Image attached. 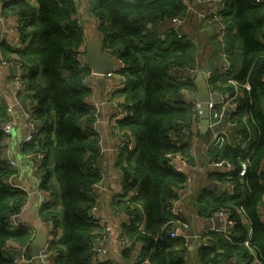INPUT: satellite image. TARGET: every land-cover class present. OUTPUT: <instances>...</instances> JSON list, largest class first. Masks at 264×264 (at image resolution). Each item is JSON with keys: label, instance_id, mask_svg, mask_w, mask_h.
<instances>
[{"label": "trees", "instance_id": "16d2710c", "mask_svg": "<svg viewBox=\"0 0 264 264\" xmlns=\"http://www.w3.org/2000/svg\"><path fill=\"white\" fill-rule=\"evenodd\" d=\"M223 2L224 7L215 15L206 16L215 28L219 21L224 26L217 27L208 42L213 55L224 51L229 66L225 72H212L207 84L212 91L227 93L236 103L227 115L226 130L231 139L237 138L236 143L248 138L250 145L243 149L239 143L233 146L225 141L205 152V158H224L232 163L235 191L227 194L208 185L202 187L192 203L195 216L203 219L224 209L233 224L227 231L229 239L212 233L209 245H197L195 250L200 264H226L232 258L238 259L237 264H252L251 248L264 264V0ZM187 5L185 0H89L87 9L99 21L102 52L123 63L117 72L125 76L124 86L114 97L122 98L121 106L129 114L115 124L134 140L135 147L130 149L126 144L121 149L119 165L126 189L136 188L137 192L126 202L131 222L119 238L128 242L124 246L128 250L135 242H142L139 258L146 262L141 264H188L191 254L184 239L168 234L170 199L177 197L174 189L181 188L186 177L172 169L170 158L179 154L191 162L192 137L179 133L177 142L175 136L197 117L192 103L182 100L183 89L194 90L195 83L177 72L184 66L198 67L202 42L168 31L172 37L162 39L155 31L156 23L162 20H184ZM0 14L22 20L18 35L24 46L11 56L27 70L24 87L17 94L34 102L29 114L38 123L36 136L24 143L23 151L45 154L37 174L41 189L49 191L52 199L40 205L39 215L43 221L51 219L55 227L57 238H51L47 246L51 264H113L104 258L95 260L90 250L101 229L91 215L96 205L92 188L101 179L97 168L100 148L98 135L91 129L96 111L86 101L90 90L84 79L90 68L79 65L76 59L83 31L75 0H0ZM1 51L3 58L12 52L6 46ZM7 115L6 103L0 102V121ZM2 138L0 130V144ZM50 157L53 165H49ZM243 160L248 162L247 169L238 177ZM12 174V166L0 159V264H13L19 246L29 247L33 237L26 227H10L11 216L25 200L24 191L3 183ZM221 176L216 172L208 175L216 180ZM138 210L144 214L142 225L136 223ZM179 218L189 223L181 212Z\"/></svg>", "mask_w": 264, "mask_h": 264}, {"label": "crops", "instance_id": "0c3cea01", "mask_svg": "<svg viewBox=\"0 0 264 264\" xmlns=\"http://www.w3.org/2000/svg\"><path fill=\"white\" fill-rule=\"evenodd\" d=\"M189 5V10L186 18L180 25V32L184 35L191 36L194 41L200 43V50L197 56L198 68L200 66L208 67L210 62L215 61L219 70L221 65L220 56L213 55V48L208 42V37L216 34V28L211 25L206 18L208 13L215 9L213 0H185ZM76 3V17L83 31V42L78 50L77 61L79 65L83 64V57L86 53L88 45L96 38H99L101 45L102 35L99 31V21L91 15L87 9L89 0H75ZM15 18H3L0 14V33L2 36L0 45V101L8 105H12L11 112V130L7 141V149L3 152L7 155V159L2 157L8 165L13 161V174L9 177L7 185L9 187L18 188L25 193V200L20 205L19 210L10 218V227H26L32 234L35 228H40L44 232L49 231L48 225L42 220L39 215L40 205L45 201L46 194L39 188L31 186V183L21 182L22 168L30 167L32 176L37 175L35 170L36 159L29 157L24 153V136L28 131L26 125L27 115L34 106V102L30 99H23L17 93L13 74L16 73L14 66L9 65L3 61L1 47L6 46L12 52L6 54V58L10 56L18 48L24 46L23 40L19 38L14 29ZM153 24H151V27ZM171 22L169 20H162L156 23L155 31L159 33L160 38L172 37L170 32ZM202 63V64H201ZM213 65V64H212ZM214 65V66H215ZM214 72V71H212ZM209 72V75L212 73ZM186 73V74H184ZM190 72H177L181 77L188 76ZM191 78V77H190ZM194 82V79L191 78ZM125 76L121 72H113L112 74H95L90 70L89 75L84 79V85L89 88L90 94L86 101L91 105L95 111V118L91 123V129L98 135V145L100 155L97 161V168L101 173V179L92 188V194L96 200V209L94 217L100 225L107 224L110 230L103 239H99L96 243L99 247L105 250L104 259L110 260L113 264H136V260L142 255V242L137 241L132 244L130 250L125 249L119 241V237L124 231V226L131 222V216L126 210V202L128 199L136 194L134 190H128L125 186V181L121 173L119 160L121 157V149L127 144L128 148L135 147L134 140L120 132L117 129L113 116L116 112L115 106L112 104L111 98L114 96L119 88L124 86ZM195 83V82H194ZM195 90V88H194ZM198 138L194 140L191 138V145L193 148L191 152V162L184 167V174L190 177V181L185 184V188H175L174 195L178 197V208L185 217H188L189 223L193 229L205 226L202 220L195 216L193 210V199L195 194L204 186H211L212 190L220 191V184L214 178H209L211 173L209 166H207L206 155L204 152V145L206 141V129L203 132L201 127L198 128ZM17 157H22L20 161ZM177 163V158L173 159ZM49 165H53V159L49 158ZM51 179H55V175L51 174ZM33 192L39 193V200L33 204L30 201ZM137 192V191H136ZM55 195L60 198V191H55ZM60 204V203H59ZM31 207L33 209L31 210ZM140 218H138V225H142L144 221V214L140 210ZM221 220L216 219V224L213 227H218ZM209 225V224H208ZM207 225V226H208ZM61 232V228H58ZM48 234V232H47ZM59 236V234H58ZM49 238V234H48ZM57 238V236H56ZM198 245V244H197ZM196 244L189 246L191 251L187 261L188 264H200L196 254ZM30 256V255H29ZM21 264H51L41 259H22ZM219 264H225L221 262Z\"/></svg>", "mask_w": 264, "mask_h": 264}, {"label": "built area", "instance_id": "2783aa9c", "mask_svg": "<svg viewBox=\"0 0 264 264\" xmlns=\"http://www.w3.org/2000/svg\"><path fill=\"white\" fill-rule=\"evenodd\" d=\"M213 1L215 3V9L208 14L215 15V13L218 9H222L224 7V2H223V0H213ZM256 1H258V0H256ZM211 21H212V19H211ZM21 22H22L21 19L15 18L14 29H15L17 35H18V28L20 27ZM170 22H171L170 32H172V34H174L175 36H180L181 35L180 25L183 22V20L178 19V18H172L170 20ZM216 26L218 27V29H222L224 27L220 21L216 22ZM219 32H220V34L218 36V39H221L222 38V31L219 30ZM219 54H220L219 56H220L221 61H222L221 65L219 67V71L225 72L228 69L229 61H228L227 56L224 53V51L223 52L220 51ZM14 58H15V55H12V56L10 55L8 58H2V59L5 63L14 66V68L16 69V73L13 74V80L15 82L17 92H20L24 87L23 77L27 73V70H25L22 67V65L18 61H16ZM76 59H77V57H76ZM119 63L121 66H123V63L121 62L120 59H119ZM197 68L198 67L184 66L179 71L191 73V72L196 71ZM112 73L113 72L110 71L107 74H112ZM96 74H99V73H96ZM184 74H186V73H184ZM228 81L230 83L234 82V80L232 78H229ZM190 91H193V90H190L188 88L183 89L182 100L189 101L192 103L193 108L196 110L197 117L192 122V125L190 127H181L180 129H178L176 136H175V141H177V142L180 141V136H177L179 133H181V135L182 134H187V135L189 134L192 138H194V140L197 139L198 134H199L198 128L201 127V117L199 115L200 103L195 101V100H190L188 97L185 96V94L190 92ZM211 92L219 93L222 96L223 101H221V102H209V104H208V107H209V124L206 128V133L209 134V138L205 141L204 152H206L207 150L217 148V147H221L225 143V141H228L227 143H229L230 145H233V146H236L239 143L243 149L246 148L247 146L250 145V140L248 138L242 139L241 141L236 143L237 138L235 140H233L228 135L227 130H226L227 125H226L225 129H222V130L219 129L215 132L211 131L210 128L220 121V119L222 118V116L224 114V110L226 109L227 106H230V110H234L236 107V103L230 99V97L228 96L227 93L212 91V90H211ZM111 100H112V104L116 108V112L113 116V119L116 123L117 119H120V118L124 117L125 115L129 114V111H128V109L121 106L122 98H115L113 96L111 98ZM6 110H7V114H8L7 118L0 121V130H1L2 135H3V138H2L1 144H0V159H2L3 152L7 149L6 145H7V141H8V138L10 135V130H11L12 105L6 104ZM26 125L28 127V131L26 132V134L24 136V139H23L24 143L32 141L34 139V137L36 136V133L38 132V123H37V121H35L31 118L30 114L27 115ZM206 138H207V134H206ZM256 142H257V139L253 142V144H255ZM191 148H193V145H191ZM26 154H27V156L34 157L36 159L35 170L37 172L41 167L40 163L44 159L45 154L42 152H29ZM175 158H177V163H175L173 161V159H175ZM170 160H171L170 165H171L172 169L176 172H181V173L184 172V167L186 165L188 166L190 163L188 158L183 157L179 154L172 156L170 158ZM206 160H207V166H209L211 173H213V172L222 173L221 179L216 180L220 184V191L219 192H221V193L225 192L227 194H233L235 191V189H234L235 186L231 180V175H230L231 171L233 170L232 163H230L229 161H227L224 158H216L213 156L207 157ZM10 164H11L10 166H12L14 164V162L10 161ZM247 165H248L247 160H243L240 162V167H239L238 174H237L238 177L244 176L246 169H247ZM8 180H9V177L4 179L3 183L6 184ZM189 181H190V177L186 176L185 182L180 189L185 188V184L188 183ZM262 183L264 185V180L262 181ZM128 190H134L135 193L137 191L136 188L128 189ZM42 191L46 194L45 201L52 199L51 193L49 191H46L43 189H42ZM263 198H264V196H263ZM178 200L179 199L177 197H172L170 199L169 211L172 214V218L169 221L171 224V228L168 232L170 237L184 239V245L188 246V247L192 244L209 245V243L211 241V234L212 233H222L223 235H225V237L227 239H229V233L227 231L230 228V226L233 224V222L228 217V215H229L228 211H226L224 209H219V210H215V211L211 212L210 214L207 215L206 218H204L202 220V224L205 221L207 222V224L205 226L199 227L198 229H193L191 227V223L187 224V223L180 220V218H179L180 211L178 208ZM95 209H96V205L93 206V208L91 209V215L93 217L95 214ZM262 210H264V207L262 208ZM215 219L221 220V223H219L218 227L212 226L213 225L212 221ZM263 221H264V219H263ZM44 222L49 227V231H48L49 238H48V242L46 243L44 248L40 251V259L41 260H44V259L45 260L46 259L51 260L49 258L47 246H48L49 240L51 238H53L54 236H56L55 235V227L53 226V221L51 219L44 221ZM97 223H99V222L97 221ZM100 226H101V229L99 230L100 232L96 234V237H94L92 239V242L90 244V250H91L92 256L95 260L103 259V255L105 254V250L102 247H99L96 242L99 239H103L105 237V235L108 233V231L110 230V227L107 224H105L104 226H102V225H100ZM250 234H251V230L248 229L247 235H250ZM119 241H120L121 245H123V246L128 245V242L124 238H119ZM188 243H189V245H188ZM243 244L246 245L247 247H249L247 240H244ZM250 251H251L252 255H254V260L252 261V264H262L255 257V253L251 248H250ZM30 258H32V257L29 256V247L21 245V246H19L15 255L13 256L12 261H13V264H21L22 259H30ZM237 260H238L237 258L236 259L232 258L231 260L227 261L226 264H237ZM143 261L145 263L146 259L144 260L142 258H138L136 260V263L141 264ZM51 263H52V261H51Z\"/></svg>", "mask_w": 264, "mask_h": 264}, {"label": "water", "instance_id": "95a60500", "mask_svg": "<svg viewBox=\"0 0 264 264\" xmlns=\"http://www.w3.org/2000/svg\"><path fill=\"white\" fill-rule=\"evenodd\" d=\"M148 26H151L149 23ZM1 33H0V45H1ZM83 64L88 66L93 73L105 74L110 71L115 72L119 67H122L119 63V59L116 56L110 55L107 52H102L100 47L99 38L94 39L87 47L86 53L83 57ZM222 62V61H221ZM202 64V63H201ZM213 64V65H212ZM215 61L210 62L209 66L206 68L200 66L194 72L188 74V78H193L195 82V90L190 91L185 94L190 100H195L200 103L199 115L201 117V130L204 132L209 124V102H221L223 101L222 96L219 93L211 92L207 84V79L209 77V72L215 71L217 66ZM230 111V106H227L224 110V114L220 121L213 125L210 129L215 132L217 130L225 129L227 125V115ZM207 134L206 140L209 138ZM3 157L7 159V155L3 154ZM213 224H216V219L212 221ZM206 223V222H205ZM204 223V225H205ZM48 231L44 232L40 228H35L30 246H29V255L34 259H40V251L44 248L48 242ZM51 262V260L46 259L45 262Z\"/></svg>", "mask_w": 264, "mask_h": 264}, {"label": "rangeland", "instance_id": "374dc122", "mask_svg": "<svg viewBox=\"0 0 264 264\" xmlns=\"http://www.w3.org/2000/svg\"><path fill=\"white\" fill-rule=\"evenodd\" d=\"M21 158H22V157H17L16 160L20 161ZM30 172H31L30 167H28V168H24V167H23V168H22L21 182H22V183L29 182V183H31V186H33V187H37L38 184H39V188H41V187H40V175L37 174V175H35V176H32V175L30 174ZM57 191H58V190H57ZM56 196H57V195H56ZM57 197H58V202H60V198H59V196H57ZM39 198H40L39 193H38V192H33V193L31 194L30 201H31V203L35 204V203L38 202ZM32 209H33V207H31V210H32Z\"/></svg>", "mask_w": 264, "mask_h": 264}]
</instances>
